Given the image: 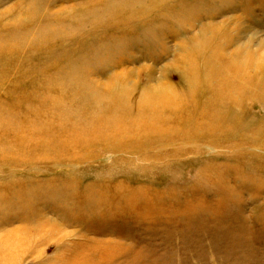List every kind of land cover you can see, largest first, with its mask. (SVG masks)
<instances>
[{
	"label": "rangeland",
	"instance_id": "obj_1",
	"mask_svg": "<svg viewBox=\"0 0 264 264\" xmlns=\"http://www.w3.org/2000/svg\"><path fill=\"white\" fill-rule=\"evenodd\" d=\"M0 264H264V0H0Z\"/></svg>",
	"mask_w": 264,
	"mask_h": 264
},
{
	"label": "bare ground",
	"instance_id": "obj_2",
	"mask_svg": "<svg viewBox=\"0 0 264 264\" xmlns=\"http://www.w3.org/2000/svg\"><path fill=\"white\" fill-rule=\"evenodd\" d=\"M205 33V32H204ZM213 37V36H212ZM219 38V37H218ZM200 51V50H199ZM184 53V52H183ZM195 53V52H194ZM182 54V53H181ZM183 57V56H182ZM202 57V56H201ZM184 58V57H183ZM184 60V59H183ZM202 60V59H201ZM202 63V62H201ZM199 66V65H198ZM196 70V69H195ZM188 71H190V70H188ZM191 72V71H190ZM205 72V71H204ZM189 74V73H188ZM193 74V73H192ZM195 76V75H194ZM204 76V75H203ZM190 77H191V75H190ZM188 79V78H187ZM256 79V78H255ZM191 80H192V78H191ZM194 80V79H193ZM193 80H192V82H193ZM188 81V80H187ZM228 81H230L229 79H228ZM183 82V81H182ZM196 83V82H195ZM205 84H207V83H205ZM169 85V84H168ZM190 85V84H189ZM172 86V85H171ZM170 86V87H171ZM176 87V86H175ZM180 87V86H179ZM185 87H187V86H185ZM186 89V88H185ZM196 89V88H195ZM127 91V90H126ZM194 91V90H193ZM207 91V90H206ZM249 91V90H248ZM119 92V91H118ZM121 92V91H120ZM129 92V91H128ZM116 93V92H115ZM157 93V95H155V96H152V97H148L146 100H148L150 103H154V102H159L160 101V104L161 105H163V102L165 101V100H167L168 102H170L171 104H167L166 106H167V109H176V107H174V105H176V97L174 96V95H170V96H168V97H164L163 96V94H158V93H161V92H156ZM191 93V92H190ZM132 94V93H131ZM188 94V93H187ZM208 94V93H207ZM140 95V94H139ZM192 95V94H191ZM194 95H196V92L194 93ZM135 97V96H134ZM137 97H139V96H137ZM130 98V97H129ZM133 98V97H132ZM186 98V97H185ZM193 99H195V98H193ZM119 100V99H118ZM190 100H191V98H190ZM124 101V100H123ZM193 103H194V101H192ZM122 103V99H120L119 101H118V105L119 104H121ZM126 103H128V102H126ZM134 103V102H133ZM144 103H146L145 101H144ZM191 103V102H190ZM147 104V103H146ZM159 103H158V107H160L161 105H160ZM192 104V103H191ZM201 104V103H200ZM127 105V104H126ZM154 105H157V104H154ZM165 106V107H166ZM135 107H136V105H135ZM164 106H162L161 108H165ZM137 109V108H136ZM202 109V108H201ZM151 112H153L154 113V110L153 109H149ZM160 111L161 110H159V111H156V113L155 114H152L151 113V117L154 119V122L155 121H158V120H160V119H162V117H161V115H160ZM136 112V111H135ZM134 112V113H135ZM195 114V113H194ZM163 116V115H162ZM118 116H116L115 118H111V120L113 121V124L114 125H118V118H117ZM93 118V117H92ZM226 118V117H225ZM108 118H103V119H101V120H99L98 122V125L100 126V128H105V122H106V120H107ZM83 120V119H82ZM142 120H144V117H143V115L142 114H140V113H138V115L136 116V119H133L132 120V125L133 126H136V125H140V124H143L142 122H140V121H142ZM151 120V119H150ZM227 120V119H226ZM222 121V120H221ZM228 121V120H227ZM189 123V122H188ZM155 124V123H154ZM208 124V123H207ZM91 125V124H90ZM107 129H109V128H107ZM113 128L111 127L110 128V130H112ZM121 129V128H120ZM119 130V129H118ZM113 132H116V129H113L112 130ZM164 131V130H163ZM166 131V130H165ZM121 132H122V130H121ZM123 133V132H122ZM151 133V132H150ZM103 134H105V135H109V134H111L110 132H106V129L104 130V133ZM143 135H145V133L143 134ZM142 135V136H143ZM151 135V134H150ZM155 135V134H154ZM158 135V134H157ZM50 136V135H49ZM74 136V135H73ZM125 136H127V135H125ZM129 136V135H128ZM131 136V135H130ZM153 136V135H152ZM104 137V136H103ZM106 137V136H105ZM114 137V136H113ZM119 137V136H118ZM118 137H116V138H118Z\"/></svg>",
	"mask_w": 264,
	"mask_h": 264
}]
</instances>
